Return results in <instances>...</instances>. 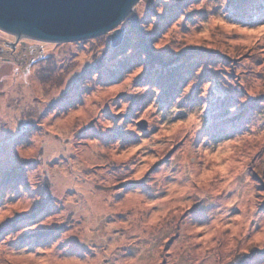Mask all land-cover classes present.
Masks as SVG:
<instances>
[{
  "label": "rangeland",
  "instance_id": "rangeland-1",
  "mask_svg": "<svg viewBox=\"0 0 264 264\" xmlns=\"http://www.w3.org/2000/svg\"><path fill=\"white\" fill-rule=\"evenodd\" d=\"M262 2L140 0L117 47L0 30V264H264Z\"/></svg>",
  "mask_w": 264,
  "mask_h": 264
},
{
  "label": "water",
  "instance_id": "water-1",
  "mask_svg": "<svg viewBox=\"0 0 264 264\" xmlns=\"http://www.w3.org/2000/svg\"><path fill=\"white\" fill-rule=\"evenodd\" d=\"M139 1L0 0V30L19 38L56 43L82 41L113 31L112 45L117 47L125 30L116 29Z\"/></svg>",
  "mask_w": 264,
  "mask_h": 264
},
{
  "label": "trees",
  "instance_id": "trees-1",
  "mask_svg": "<svg viewBox=\"0 0 264 264\" xmlns=\"http://www.w3.org/2000/svg\"><path fill=\"white\" fill-rule=\"evenodd\" d=\"M261 1H263L262 2V4H263V6L261 5V10H262V8H264V0H261ZM246 2L247 3H250V0H246ZM247 5V4H246ZM260 5V4H259ZM254 9H257V7H256V5H254L252 8H251V10H254ZM258 13V12H257ZM141 44V43H140ZM145 45V47H144V50L145 51H147V52H149L148 51V46L146 45V44H144ZM143 45V46H144ZM150 55V54H149ZM149 57V56H148ZM181 58H184L182 61H186L187 63H184V64H180L179 65V67L177 68V77H180L182 74H183V72H185L186 71V68L188 67V65H193L194 63H192V59H196V56H193L192 54H187V55H185V56H183V57H181ZM150 59H151V56H150ZM152 61V60H151ZM176 73V72H175ZM176 83V82H175ZM169 93H170V91H169ZM167 95V94H166ZM163 103H166V100H164V98H163V101H162ZM224 118H226V114H224V116L223 117H219V119L220 120H223ZM239 117H238V115H235V117L233 118V119H238ZM232 119V120H233ZM227 120V119H226ZM13 175H16V176H18V177H21L22 176V173L21 172H16V173H14ZM9 225H11V224H13L12 222L11 223H8ZM7 224V225H8ZM11 227V226H10ZM12 227H13V225H12ZM50 232H51V230H48V231H46V232H37V233H35V235L34 236H32V237H37V238H35V239H40V238H38V237H44L43 239H46V240H48L49 238H51L52 236H54V234H50ZM48 235H49V237H48ZM40 240H42V239H40ZM42 242V241H41ZM244 261V260H243ZM242 263V262H241Z\"/></svg>",
  "mask_w": 264,
  "mask_h": 264
}]
</instances>
